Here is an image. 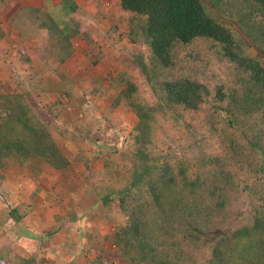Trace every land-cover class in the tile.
I'll return each instance as SVG.
<instances>
[{"label": "trees", "instance_id": "trees-1", "mask_svg": "<svg viewBox=\"0 0 264 264\" xmlns=\"http://www.w3.org/2000/svg\"><path fill=\"white\" fill-rule=\"evenodd\" d=\"M40 2L0 22L37 42L24 48L0 27L7 63L17 76L31 69L26 91L52 99L42 113L23 93L0 94V215L11 225L29 221L58 196L52 175L71 172L72 186L73 164L95 171L100 163L93 188L112 223L113 250L99 248L93 259L76 263L78 243L69 240L67 256L58 252L51 264H264V0L99 5L92 17H107V52L124 35L145 53L132 72L137 79L120 59L108 90L91 79L83 93L84 73L72 58V41L86 37L79 7L74 0ZM249 44L257 54L247 52ZM102 49L82 51L84 75L112 74L101 67ZM112 90L113 102L101 111L92 99ZM65 111L76 114L67 129L55 121ZM116 112L118 125L108 124ZM53 220L39 231L37 250L60 231L80 233L74 211ZM33 244L24 248L26 258L12 252L3 264H36Z\"/></svg>", "mask_w": 264, "mask_h": 264}, {"label": "rangeland", "instance_id": "rangeland-1", "mask_svg": "<svg viewBox=\"0 0 264 264\" xmlns=\"http://www.w3.org/2000/svg\"><path fill=\"white\" fill-rule=\"evenodd\" d=\"M93 3L95 4V6H97V8L93 9L94 13L98 10V6L101 4L103 6H107V8L109 9H112L111 0H94ZM83 7L88 6L84 5ZM106 12L109 13L110 17V13L112 12H110V10ZM82 13L84 15V18H81L79 20L82 24L83 35L86 37L72 41L76 52L72 57L74 60L73 62H75V64H78V68L80 69L77 70L85 74L88 64L86 63L87 59L84 57V55H82L84 53L82 51L87 52L89 50L93 53L96 51V45H101L103 46V57H106V60L103 58L104 62H102L104 65H102L101 67L104 71H110V73H112L110 75H107L106 73L98 72L97 74H89L88 76L82 74L81 80L78 82L82 93L88 91V88L91 86V79H95L97 80V82L102 83L103 88L107 89L111 77H114V75L117 74L116 64L119 63L120 59L129 62L128 65L130 66V68L125 67L124 70L131 78L137 79L138 74L132 72L134 69H138V60H140V56L143 55L145 51L139 49L135 45L129 44L124 35H118L119 37L117 38L116 43L113 45V52L110 55L107 52L106 48L111 42L109 40H106L105 36H103L107 26L102 21H106L107 17L94 18L90 16L88 18H85V14H87V11L84 9ZM111 17L113 16L111 15ZM126 18V16L120 18L119 15H116L114 16L113 20H122L127 23ZM109 21V23H111V19ZM119 31L122 30L120 29ZM243 37H245V35H243ZM89 42L91 46H89ZM246 50H248L247 52H249L250 55L258 53L257 49L252 44H249V48ZM111 56L112 58L113 56H116V62L111 59ZM7 61L9 60H5V62L3 61L2 65H0V94L11 93L12 91H14V93H23L26 100H29L28 103L30 104V106L34 107L37 111L46 112L47 110H49L50 105L52 104V99L50 97L36 91H26L25 87H27L26 85L29 81L28 78L30 77L31 69L27 68L26 74L17 76V71L13 70L15 65L8 64ZM18 69V73L20 74L22 71V66L18 67ZM11 73H14L16 75L12 76ZM16 76L22 80V85H18V83L15 82ZM25 80H27L26 85L24 83ZM23 84L25 86H23ZM27 88L31 89L30 87ZM115 95L116 91L112 90L109 94L104 96V101H96L93 97L92 101L97 104L98 108L101 111H105L113 102ZM87 96L89 97L90 94H87ZM121 115V112H116L115 114H113L108 120L110 121L108 122V124L112 123L114 125H118L117 120L121 119ZM126 118L132 120L134 117L132 114H127ZM55 121L60 123L63 127H65V129L71 128L72 125L74 126V123L76 122V114L72 111H65L59 116L58 119H55ZM73 166L74 172L76 174L73 173L75 175V179L72 183V186H68L66 184L67 179L69 180V177L72 175L71 172H67L64 174L55 173L54 175H52L53 182L59 186H57L59 193L58 196H54L53 199H51L50 209L34 211L32 219H30L29 221L26 220L25 223L18 225L8 224L3 215H0V264H3V260L7 261L6 257L12 252L20 254L22 255V257L26 258L27 253L25 252L26 250L24 248H26L29 243H34L32 247V254L37 256L36 264L53 263L55 255L58 252H61L60 255L67 256L66 253H68V249L70 246L69 242L67 241L69 240L76 241L78 243V253L75 259L76 263L85 262L87 258H85L84 256H87L88 259H93L97 255V250L99 248H102L106 251L113 250L108 237L110 235L112 223L110 222V220H107L106 218L104 219V215L102 216V208L97 201V196L95 195V190L93 188L98 184L99 179L98 174L95 171L100 173L102 171V165L98 163L96 167L97 170L95 171L85 170L82 167L81 163L73 164ZM69 211H74L75 213H77L78 220L76 222L80 224V233L85 229L87 232H82V234L79 235L80 233L78 234V231H76V234L74 233L73 236H70L65 231H60L59 233L52 235L49 239L51 245L48 244L49 242L47 243V241H45L42 244L43 248L40 247L42 249L37 250V247L39 246L38 241L36 240H38V238L40 237L41 230L43 229L42 231H48L49 225L52 226L53 223H55V221L53 220V215L60 214L62 216H65L69 213ZM54 243H63V246H60V249L57 251V247Z\"/></svg>", "mask_w": 264, "mask_h": 264}, {"label": "crops", "instance_id": "crops-1", "mask_svg": "<svg viewBox=\"0 0 264 264\" xmlns=\"http://www.w3.org/2000/svg\"><path fill=\"white\" fill-rule=\"evenodd\" d=\"M61 1L62 0H51L52 4H57ZM74 1L76 2V4L79 7L78 11L76 13V17L78 19L84 18L83 17L84 15L82 13L84 9L87 11V14H85V18L96 15L97 11H95V13L93 12V9L97 8V6H95V4L93 3L94 0H74ZM42 5H43V3H41L40 0H0V22H2L3 19H5L7 16H9L11 11H13V10L15 11L16 9H18L20 7L31 6V7L41 8V7H43ZM84 5L88 6V7H83ZM0 27L4 28L7 33H11L13 40L17 43H21V45H23L24 48L26 46L29 47L30 44L36 45V43H37V42L35 43L32 39L24 38L23 36H20L19 31L12 30V29H11L12 31H9L10 28H7L3 23L0 24ZM4 39L5 38H2L0 40V65H2L3 61L10 60V58H8L9 54L4 52V50H3V47L6 44V41H8V40H4ZM30 54H31V51H29V55Z\"/></svg>", "mask_w": 264, "mask_h": 264}]
</instances>
